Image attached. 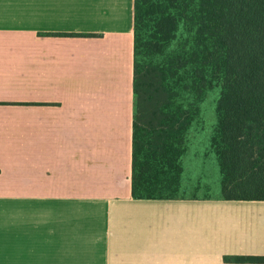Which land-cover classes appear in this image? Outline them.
Returning a JSON list of instances; mask_svg holds the SVG:
<instances>
[{"label":"crops","instance_id":"obj_1","mask_svg":"<svg viewBox=\"0 0 264 264\" xmlns=\"http://www.w3.org/2000/svg\"><path fill=\"white\" fill-rule=\"evenodd\" d=\"M134 26L0 0V264H264V199L133 195Z\"/></svg>","mask_w":264,"mask_h":264},{"label":"trees","instance_id":"obj_2","mask_svg":"<svg viewBox=\"0 0 264 264\" xmlns=\"http://www.w3.org/2000/svg\"><path fill=\"white\" fill-rule=\"evenodd\" d=\"M134 30L133 195L179 196L189 132L215 91L220 197L264 199V0H135Z\"/></svg>","mask_w":264,"mask_h":264},{"label":"rangeland","instance_id":"obj_3","mask_svg":"<svg viewBox=\"0 0 264 264\" xmlns=\"http://www.w3.org/2000/svg\"><path fill=\"white\" fill-rule=\"evenodd\" d=\"M216 95L215 91L209 93L202 104L203 122L195 121L189 132L179 195H221L219 167L207 142L211 125L215 121Z\"/></svg>","mask_w":264,"mask_h":264}]
</instances>
